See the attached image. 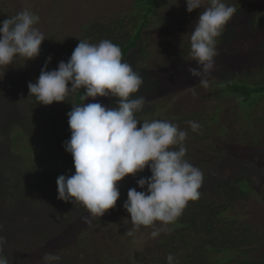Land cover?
I'll return each instance as SVG.
<instances>
[{"label":"rangeland","instance_id":"374dc122","mask_svg":"<svg viewBox=\"0 0 264 264\" xmlns=\"http://www.w3.org/2000/svg\"><path fill=\"white\" fill-rule=\"evenodd\" d=\"M133 1L0 0V20L7 10L16 14L25 9L31 10L39 16V22L35 27L45 35V41L57 49L59 43L64 44L62 41L64 36L73 38L84 35V28L89 22L98 19L106 21L108 18L132 11ZM162 2L158 18L147 24L146 30H150L146 45L148 54L143 57L142 64L138 67L140 71L148 69L149 76L156 77L158 86L153 97L163 96L158 112L149 117L148 121L162 119L173 123L175 116L185 110H205L208 118H214V114H217L215 122L208 125L211 128L210 137L199 144L192 141L187 160L199 169L207 168L213 173L207 180L209 187L204 192V197L216 200H219L220 196L213 192L212 186L221 176H232L240 171L237 161L244 166H252L254 170L251 174L252 185L257 192L250 193L251 196L247 200L235 202V206L228 210V214L237 215L239 220L241 218L248 225L262 227L259 231L262 241L252 252L253 255H257L264 250V200L261 198L264 194V98L258 100L254 109L255 117L259 120L255 131H248L246 122L237 115L240 108L233 97H227L220 103L222 107L220 105L221 109L218 111L215 106L219 105V102L215 99V90L212 89L214 74L210 73L207 78L208 86L204 87L188 71L190 65L195 66V61L190 55L184 57L192 59L186 66H180L176 60L182 59L181 56L190 46L191 31L198 14L210 5L205 0L201 8L189 13L186 0ZM224 2L234 6L237 11L216 39V47H220L214 57V68L226 72L231 63L249 64L251 59H254L251 64L253 66V63L263 61L256 46L264 38V25L259 24L257 28L252 29L248 20L260 14L264 9V0ZM66 45L65 43L64 47ZM59 52L61 50H58ZM39 62V56L29 60L17 57L11 65L0 66V159H10L11 156L17 164L16 166L12 161L10 167L13 169L12 173H9L10 168H7L4 174V163L0 161V225H3L0 235L7 239L3 254L8 258L9 264H45L43 256L49 252L61 257L54 264H64L66 257L72 260L67 264L101 259L112 261L113 264H140L142 255L154 252L160 238L169 233L173 225H163L156 221L155 227L162 230L155 238L151 236L153 226H141L138 230H132L130 213L123 204L128 198L130 188H136L138 191L143 189H140L131 178L129 179L131 182L125 184L127 187L122 188L124 193L121 194L116 206L107 210L104 216L92 219V222L96 223H90L93 224L90 230L84 228L90 225L83 219L89 216L85 206L74 205L72 202L57 198L58 176L75 173L70 167L71 160L65 162L69 157L64 156V160L62 158L65 141H60L57 145L56 157L46 159L43 146L35 137L61 114L63 107L68 105L72 98L75 99V93H70L67 100L47 108L41 128L25 127L21 120L26 117V113L20 106L22 101L17 100L13 81L25 78L26 73L34 76ZM56 62L57 68L59 63ZM145 99L149 100L147 97ZM93 100L112 107L110 96L91 97L88 103ZM186 123L180 122L179 128L186 130L188 127ZM258 133H260L258 141L253 140ZM17 141L22 142L23 146L16 145ZM208 142L219 149L222 147L226 149L213 152L207 147ZM199 147L201 149H198ZM193 151L196 153L192 154ZM250 152L257 156L259 154L253 165L255 160ZM27 156L29 162L26 160ZM45 160L47 166L42 167ZM201 162L206 163L201 165ZM18 170H22L23 174L34 171L39 178L34 180V174L30 180L22 175L21 178H17L15 173L18 174ZM15 184H18L16 190ZM8 188H11L10 192ZM129 230H132L131 234Z\"/></svg>","mask_w":264,"mask_h":264},{"label":"clouds","instance_id":"9594fccd","mask_svg":"<svg viewBox=\"0 0 264 264\" xmlns=\"http://www.w3.org/2000/svg\"><path fill=\"white\" fill-rule=\"evenodd\" d=\"M204 3L205 0H186L187 11L191 13ZM207 3L210 6L198 14L191 31L190 56L195 66L188 67L190 75L204 87L215 67L216 38L237 11L224 0ZM38 22L39 16L29 9L0 22V66L11 65L17 57L29 60L40 55L46 37L35 27ZM51 60L49 56L36 81L28 84L29 96H35L40 104L63 102L81 88L85 89L84 100L98 96L118 98L114 107L97 101L73 105L67 113L71 138L64 147L73 157L75 173L58 176L57 198L85 206L89 216L83 219L90 224L116 206L121 196L118 182L148 168L151 176L137 180L139 188L145 190L130 188L123 207L130 213L132 230L153 226L151 236H159L162 229L155 227L156 221L163 225L174 223L188 202L201 195L203 172L185 159L187 131L167 120L141 121L136 117L146 99L130 97L144 80L123 61L121 47L111 40L92 44L79 39L67 62L60 61L56 69L48 70ZM188 123L192 131L200 129L197 122ZM6 243V237L0 235V264H9L3 254ZM60 259L50 252L43 256L45 264ZM167 261L174 264L172 254Z\"/></svg>","mask_w":264,"mask_h":264},{"label":"trees","instance_id":"16d2710c","mask_svg":"<svg viewBox=\"0 0 264 264\" xmlns=\"http://www.w3.org/2000/svg\"><path fill=\"white\" fill-rule=\"evenodd\" d=\"M162 1L163 0H134V9L132 11L108 18L106 21L98 19L89 22L84 28V35L73 38L64 36L62 39L64 44L59 43L57 49L53 45H50L48 41L44 40L41 45V52L39 55L40 62L38 63L35 75L33 76V74L26 73L25 78H14L16 80L13 81L17 100L20 102L22 101L20 106L22 111L26 113V117L21 120L24 126L28 128H41L43 126L42 123L45 112L48 110L47 108L58 103L53 102L51 105L40 104L35 96H29V82L36 81L49 56L52 57V60L48 64V70L56 69V61V63L60 61L67 62L75 47L78 45L79 39L87 40L92 44H98L100 41L107 39L119 45L122 50L123 61L128 62L133 67V70L138 72L144 80L139 91L132 94L130 99L139 96L149 99L146 100L143 110L135 114L136 117L143 121L155 115L163 101V96L159 98L153 97L158 86L157 79L156 77L149 76L148 69L140 71L138 67L142 64L143 57L148 54L146 45L150 37V30H146L147 24L150 23L151 20L154 21V19L158 18L157 14H159V9L163 4ZM15 15L17 14L14 13V11L7 10L3 14L0 22ZM248 21L252 29L257 28L259 24L264 25V9L261 10L259 15L250 17ZM233 32L236 33L235 29H233ZM65 43L67 45L64 47ZM219 47H216L217 50ZM58 50H61V52L58 53ZM256 50L260 51V57L261 59L263 58V61L259 60L257 64L253 63V66H251V64L254 59H251V63L249 64L240 63L233 65L231 63V66L226 72L219 70L221 74L215 68L211 71V74H214L212 89L215 90V99L219 102V105L217 104L215 108H218L219 111L221 109L220 105L222 107L220 103L225 101L227 97H233L240 108L237 115L246 122L245 126L250 132L257 129V121L259 124V120L255 117L254 109L258 100L264 98V38L258 42ZM186 55H190V46L181 56L182 59H176L180 66H186L188 63L192 62V59L188 60L184 58ZM18 79H20V81ZM84 91L85 89L83 88L77 90L75 92V99L72 98L69 104L63 107L61 114L48 123L41 134L35 137L42 144L46 153V159L48 157H56L58 155L57 145L59 142L71 138L67 113L72 110L73 105L88 103L91 97L84 100ZM110 99L112 100V107L116 106L118 98L110 96ZM206 113L205 110L195 109L192 111L185 110L180 115L175 116L176 119L173 121V124L179 125L182 121L187 122L186 124L188 127L186 131L188 136L184 142V146L187 149L185 156L186 160L190 156V146L193 145V142L199 144V142H203V140L210 137L211 128L208 127V125L215 122L218 116L214 114V118H208ZM188 121L197 122L200 125V129L198 131H192ZM139 126L140 125H138V127ZM258 135H260V133L252 139L258 141ZM16 145L22 147L23 143L17 141ZM174 147L178 149L179 146ZM207 147L213 152H221V150L224 151L226 149L222 147L220 150L216 145L209 142ZM198 149H201V147ZM62 153L63 157H60H62L63 160L64 156L69 157L65 162L71 160L70 167L72 168V172H74L75 167L71 153L67 152L65 147H62ZM195 153L194 151L192 152V154ZM250 154L255 160L252 163L253 165L256 162L255 158H259V154L258 156L257 154L253 155L252 152H250ZM28 158L27 156L26 160L29 162ZM0 161L4 163V174L7 168L11 167L12 161L15 163L11 156L10 159L1 158ZM205 163L206 162H203V164ZM236 163L240 167V171L232 174V176H221L212 186V188H214L213 192L215 191L218 196H220L219 200L204 197V192H206L209 187L207 180L209 176H213V173H210L207 168H200L203 172V183L199 189L201 193L200 198L188 202L183 214L178 217L174 223H171L173 225L171 231L160 238L154 252L142 255L140 264H168L167 257L169 254L173 255L174 264L176 261H178V264H264V250L257 255L252 254V252L257 249V245L260 241H262L261 235L259 234L262 227L259 225H248L244 223L241 218L239 220L237 215L228 214V210L230 208L233 209L235 202L247 200L251 196L250 193L257 192V189L252 185L253 180L251 174L254 171L252 166H244L242 163H238V161ZM203 164L201 162V165ZM15 165L17 166L16 163ZM192 165L196 166L194 164ZM46 166L47 161L45 160L42 167ZM12 170L13 169L10 168L9 173H12ZM16 174L17 172L15 173L17 178H21L22 175L30 180L34 171L32 173L23 174L22 170H18V174ZM149 176H151V171L148 168H145L142 172H138L135 177L129 174L118 182L121 194L123 195L124 193L122 192V188L127 187L125 184L131 182L129 180L130 178L137 184L138 179ZM38 178L39 176L34 174L33 179L36 180ZM44 185L45 184H43V186ZM16 188H18V184H15L14 190H16ZM10 191L11 188H8V192ZM49 191L51 192L52 190ZM261 198L264 200V194ZM92 223L95 224L96 222L93 221ZM93 224L87 225L84 228L87 227L89 228L88 230H90L92 228L90 226H93ZM254 228H256V230H254ZM103 260L104 259L90 260L87 262L83 261L80 263L75 262L74 264H113L112 261L108 262ZM71 261L72 260L66 257L64 264Z\"/></svg>","mask_w":264,"mask_h":264}]
</instances>
